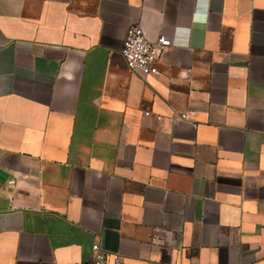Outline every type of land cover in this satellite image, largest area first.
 <instances>
[{
	"label": "crops",
	"instance_id": "0c3cea01",
	"mask_svg": "<svg viewBox=\"0 0 264 264\" xmlns=\"http://www.w3.org/2000/svg\"><path fill=\"white\" fill-rule=\"evenodd\" d=\"M131 25L170 39L154 74L120 54ZM94 242L264 264V0H0V264Z\"/></svg>",
	"mask_w": 264,
	"mask_h": 264
},
{
	"label": "built area",
	"instance_id": "2783aa9c",
	"mask_svg": "<svg viewBox=\"0 0 264 264\" xmlns=\"http://www.w3.org/2000/svg\"><path fill=\"white\" fill-rule=\"evenodd\" d=\"M170 39L160 34L155 39H148L139 25H131L126 30V35L120 54L128 69L143 77L158 71L164 52L170 47ZM148 114V111L145 112ZM181 118H186V112H176ZM160 115L156 118L160 119ZM11 183V180H7ZM84 264H124L119 252H107L98 243L90 247V257Z\"/></svg>",
	"mask_w": 264,
	"mask_h": 264
}]
</instances>
